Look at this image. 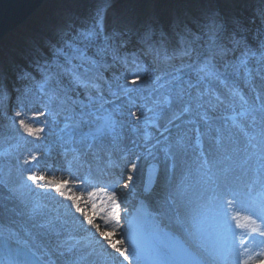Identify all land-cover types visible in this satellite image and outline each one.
<instances>
[{
	"label": "rangeland",
	"instance_id": "obj_1",
	"mask_svg": "<svg viewBox=\"0 0 264 264\" xmlns=\"http://www.w3.org/2000/svg\"><path fill=\"white\" fill-rule=\"evenodd\" d=\"M110 2L111 0H60L54 10V12H59L50 18L54 25L46 29L42 39L37 43L32 40L34 31L29 32L27 37H19L18 41H15L14 59L12 63L6 65L8 73L14 64H18L20 65L19 73H23L24 70L28 73L31 72L40 81L20 84L23 75L20 78L13 77L12 81L20 89L14 93L10 100L5 97V92H1L0 86V180L8 185V188L0 185V215L9 223L25 227L24 229L41 244L46 243L44 241L46 238L43 236L45 235L49 244L48 249L54 253L60 264H65V257L59 256L56 251L57 243L69 233L81 242L78 246L79 251L77 253L79 254L76 257L89 253L90 255H87L89 264H94L95 260L98 261L97 264H103L104 260L111 258V255L117 256L118 254L108 246L107 239L99 236L96 238L88 230L85 216L81 212H77L75 207V203H79L84 213L92 212V202L95 201L99 207L101 200H104L105 193L100 192L99 189L104 188L110 192L113 188L112 185L94 186L87 184L81 175L73 183L72 190L68 188V182L66 189H62L64 195H60L46 184L47 180L66 181L55 179V173H53L56 172L55 170L69 171V168L74 165L70 161L64 162L65 159L60 156L62 147L75 145L83 148L86 146L89 137L84 140H81V137H85L92 129V125H84L76 130L73 139L68 137L65 141L58 140L57 131L65 124V116L69 113L63 112L58 104L50 102L49 95L53 91L60 96L67 93L77 100L84 101V89L78 88L72 82L71 73L73 71L83 73L85 68H91L88 73L89 79L99 84L103 92V99L109 101L104 105L105 108L114 109L119 106L124 113L122 117H119L124 121V126H118L113 134L105 137L103 144H100L101 148L98 147V150L107 152L105 157L103 159L99 156L88 157L85 159L86 163L93 165L90 168L78 167V170H87L86 173L89 171L93 173L100 167L108 166L106 165L107 162L116 160L125 148L130 146L141 147L148 141V138L144 137L146 121L140 120L137 124L134 118L128 116L129 108H132L133 111L136 109L129 103V97L123 94L120 85L129 89H137L131 93V100L142 106L146 116L150 113L147 112V109L154 107L152 98L161 97L168 89L177 84L187 88L188 84L191 83L200 90H205L207 87L215 88L221 99L225 100V105L233 103L229 94L230 89L224 87L220 80L211 79L206 80V82H198L197 80L195 70L201 61L208 57L209 53L208 35L201 40L199 38L200 35L204 36L209 33L210 23L206 14L193 9L189 13L194 16L195 22L185 19L186 22L180 23L176 27L172 24V19L181 22L185 16L184 13H186L180 4H176L172 0H142L136 4V9L134 8L135 10L130 15H126L127 22L137 27L148 19L150 11L154 9L158 20L157 24L161 25L164 33H166L165 29L167 33H172L176 50L179 53L185 48L186 43L190 44L191 48L194 49L191 59L186 58L183 62L175 61L176 63L171 65L174 60L165 61L163 59L165 54L173 57L169 52L170 47L165 48L162 42L159 43L157 36L160 34L158 33L151 34L146 38L145 32L147 30H145L143 38L149 44L141 50L137 51L131 48L129 42L119 46L121 41L124 42L125 37L123 36L121 39L118 36L121 27L113 22L110 10L115 7V4H110ZM126 6L127 4L123 6V9ZM215 8L218 11L214 19L220 36L217 41L218 44L222 42L224 45L230 46V38H242L249 45L255 47L258 46L259 40L264 39V0H241L230 3L216 1ZM117 15L119 18L125 16L122 13ZM66 18L70 19V22L67 23ZM181 28H184L183 34L187 37L185 44L180 43L178 39ZM54 29L57 31L61 29L62 32L54 36ZM89 31L99 33L93 42L89 43L77 39L79 33ZM124 31L122 33H125ZM129 34L134 37L131 32ZM45 37L52 41L50 43H54L49 50L45 48L46 45L43 46L42 44ZM105 37L109 39L106 40ZM69 44L72 46L69 47ZM34 46H41L38 54ZM56 48H61L64 55L59 58L53 57L52 53ZM101 48H108V53L106 55L98 54ZM114 48H118L120 57L128 58L127 67L121 60L113 59L112 49ZM148 48L157 50L161 59L154 60L152 55H146L145 49ZM139 51L140 53H138ZM25 52L27 55H31L28 60L23 57ZM162 52L165 53L162 54ZM133 53L137 55H132ZM40 54H43L44 57ZM238 55L235 53L224 58L216 56L213 63L216 70L221 74V80L226 78L233 84L242 85L247 96L251 97L253 93L245 83L243 76L234 73L231 68L225 67L227 62L234 61ZM91 60L97 62L95 66L89 63ZM133 60L135 63L132 62ZM45 73H58L59 75L48 82L45 91H41L39 85L43 81ZM136 76H139L140 82L138 85H133L130 81ZM177 76L180 79L173 81V78ZM256 82L259 83L258 78ZM160 85H164V87H160ZM157 88L159 89L158 92L153 91ZM113 92L116 95H112ZM210 92L213 94L212 90ZM45 93L47 95H44ZM235 106L238 107V104ZM11 108L12 112H10ZM46 110H51L54 114L46 116ZM88 110L95 111L94 108ZM201 111L203 110L201 109ZM17 112H20L21 116L18 117ZM232 112L231 106L218 107L209 113L212 117L210 125L204 124L195 116H185L181 119L182 121L170 122L171 112H165L161 114L162 128L157 139L153 142L154 145H158L164 135V130L169 126L175 128L171 132V139L167 140L169 150L166 153L160 151V154L163 152V156L168 154L165 165H167L166 169L168 168L169 174L163 178V184L166 185V193L162 197V202L165 204L164 213L166 209L169 212H174L175 216L179 218L177 221L181 222L180 225L176 222L179 232L187 233L190 240L198 248L208 253L210 258L218 260L219 264H227L229 258L234 259V264L248 258V253L241 255L244 251L241 247L242 240H248L247 247L253 249L250 246L254 239V233L251 232V229L255 226L250 221L252 219L250 215L244 214V210L250 205L245 197L250 200L252 195L256 193L254 192L256 189L254 175L259 174L260 178L264 179V170L260 169V165L254 157L244 163L243 153L229 152L224 154L216 151L213 139L214 130L221 128L226 133L227 127L224 118ZM37 116L39 119H34ZM20 119H24L33 128H43L44 131L38 134L39 138L29 136L20 126ZM190 120L195 122L190 123ZM133 126H135V130H133ZM196 127H200L204 132L205 156L201 155L195 144ZM241 143L243 142L241 141ZM32 155L38 157L37 161L25 164L24 161L31 160ZM225 155L231 156V159H225ZM205 159L212 162L210 171L203 164ZM139 163V165L135 164L136 167L141 165V161ZM132 165L129 167V173L121 172L120 174L123 186H117L114 190L120 207L121 220L127 208L126 193L121 191L124 184L130 183L128 181L129 176L135 178ZM33 172L37 175H44L46 180L37 181L36 184H33L27 179ZM71 173L74 175L73 172ZM93 176L95 179L101 177L94 173ZM105 178L108 179V177ZM102 179L104 178L102 177ZM40 184L45 186L40 187ZM9 189L14 191L10 192ZM89 192H95L96 196L89 199ZM70 195L80 197V199L74 202L68 199ZM228 199L234 200L231 208L226 204ZM7 201L12 202L13 205L8 206ZM36 206H39V210L33 212V208ZM103 207L105 210L111 209V202L104 200ZM99 215L101 217L102 214ZM233 216L238 219L233 220ZM103 224L105 223L103 222ZM101 226L99 225V227ZM232 228L236 229L234 234L231 232ZM104 230L105 228L102 227L101 231ZM107 233L113 242L124 241L122 221L118 231L113 233L109 229ZM117 246L122 250L128 249L125 242L123 244L117 243ZM251 255L254 259L256 250L252 251Z\"/></svg>",
	"mask_w": 264,
	"mask_h": 264
},
{
	"label": "snow or ice",
	"instance_id": "obj_2",
	"mask_svg": "<svg viewBox=\"0 0 264 264\" xmlns=\"http://www.w3.org/2000/svg\"><path fill=\"white\" fill-rule=\"evenodd\" d=\"M98 36V32L89 31L79 33L77 39L91 43ZM105 39L107 40L109 38L105 37ZM219 39L220 36L217 25L213 20L209 24L208 57L201 61L195 70L198 82L216 79L220 80L221 83H224V80L220 79L221 74L216 70L213 60L216 56L224 58L227 57L229 53H238L239 55L236 56L234 61L227 62L225 67L231 68V70L238 75H242L245 83L251 88L253 95L251 97H246L238 88H231L229 90V94L233 103L231 105H225L224 99H221L219 95L212 94L207 89L200 90L196 85L191 83L188 84L187 88L177 84L175 87L168 89V91L162 94L161 97H153L152 102L154 107L148 108L147 112L153 113L154 116H159L165 112H171L170 122L180 120L185 116H195L198 117L204 124L210 125L212 119L209 115L210 112L215 111L220 106H231L233 108L232 114L224 118L226 121L227 132L225 133V131L221 128H216L214 130L215 136L213 139L216 145V151L224 154L229 152L243 153L245 157L244 163H247L254 157L259 163L260 169L264 170V39L259 40L258 46L255 47L249 45L242 38H230V47L224 45L222 42L218 44L217 41ZM122 45L123 41L120 42L119 46ZM68 46L71 47L72 45L69 44ZM193 51L194 49L191 48V46L185 47L179 53V56L180 58L187 57L191 59ZM107 53L108 48H101L98 51V54L100 55H106ZM112 54L114 60H121L124 66L127 67L128 58L120 57L118 54V48L112 49ZM145 54L152 55L154 60L161 59L160 53L152 48L145 49ZM52 55L55 58H59L64 55V53L61 48H56L53 50ZM172 58L174 57L168 56L167 54L163 57L165 61ZM132 62L135 63V60ZM89 63L95 66L97 62L95 60H91ZM137 67H139L138 64ZM90 71L91 68H85L83 73L78 71H73L71 73L72 82L78 88L84 89V101L77 100L67 93L60 96L55 91L49 95V101L61 106L63 112L69 113V115L65 116L64 129H62V131H68L69 139L74 138V133L77 129L84 125H92L91 131L87 133L85 137H81V140L90 137L93 141H99L100 144H103L105 137L113 134L118 126H124V121L119 119V117H122L124 113L119 106L114 109L105 108L104 105L109 103V101L103 99V92L99 84L94 83L91 79H89L88 73ZM56 75L59 74L45 73L44 79L39 85V89L41 91H45L48 82L54 79ZM257 78L259 79V83L256 82ZM179 79L180 78L177 76L173 78V81ZM130 82L133 85H138L140 82L139 76H136ZM119 87L123 91V94L129 97V103H131L136 109L133 111L132 108H129L128 116L134 118L137 124L142 119L145 120L146 123H150L151 121L145 115V112L142 110V106L131 100V93L137 91V89H129L124 85H120ZM160 87H164V85H160ZM193 90H195V92H193ZM153 91L158 92L159 89L157 88ZM93 93H95V95H93ZM111 94L116 95L115 92ZM206 97L208 98L205 99ZM236 104H238V107L235 106ZM93 108L95 111L88 110ZM201 109L203 111H201ZM77 110H79L78 114ZM16 115L19 117L21 116V113L17 112ZM34 119L38 120L39 117L37 116ZM189 122L194 123L195 121L190 120ZM19 124L24 128L25 132L29 136L36 138H39L38 134L44 131L43 128H33L29 126L24 119H20ZM133 130H135V126H133ZM197 131L199 132V129H197ZM241 141L243 143H241ZM88 147H91V145H88ZM37 159V156L32 155L31 160H25L24 163L28 164L32 161H37ZM225 159H231V156L225 155ZM203 164L209 171L211 170V161L205 159ZM132 170H136L135 164L132 165ZM27 179L32 181L33 184H36L37 181H45L46 177L44 175H37L33 172L27 177ZM132 179V176L128 177L129 182H131ZM67 183V181H46L47 186L60 193V195H64V191H62V189H66ZM0 185L8 188V185L3 180H0ZM39 186L44 187L45 185L40 184ZM128 187L129 184H124V188ZM9 191L12 192L14 190L9 189ZM99 191L105 193L104 200L111 202L112 207L109 210H105L103 207L104 200H101L99 207L95 201H93L91 205L92 211L95 214H102L101 218L104 220L105 224L111 221L112 230L115 231V226L119 224L120 211L119 204L117 203V195L115 192H108V190L104 188L99 189ZM233 195H235V193H233ZM93 196H96L95 192L88 193L89 199ZM68 199L75 202L78 201L80 197L70 195L68 196ZM226 204L229 208H231L234 204V200L228 199L226 200ZM75 207L77 212H81V214L85 216L88 225L96 227L97 231H99V226L95 225L94 220L84 213V211L80 208L79 203H75ZM38 210L39 206L33 208V212H37ZM259 211L264 213V201L261 202ZM232 219L236 220L238 218L233 216ZM251 223L255 224V221L253 220ZM238 226L240 225L238 224ZM251 232L264 237V231H261L258 227L252 228ZM57 235H60V233H57ZM101 236L108 240L109 247L119 253L124 260L129 261V264H132V261L129 259V255H126L128 249L124 248L122 250L117 246V243L123 244V241L113 242L107 232H101ZM128 239L131 241L132 237L129 236ZM80 243L81 242L76 240V238L70 233L57 243L56 251L59 256L65 257V264H80V261L86 260L87 255H90L84 254L80 255L78 258L76 257V254L79 251L78 246ZM251 243L255 244L259 248V251L256 252V257H258V259H253L251 252L254 251V249L247 247L249 241L242 240L241 247L244 251L241 255L248 253V258L239 261V264H264V240L256 241L253 239ZM186 264H202V261L197 257L189 256Z\"/></svg>",
	"mask_w": 264,
	"mask_h": 264
},
{
	"label": "bare ground",
	"instance_id": "obj_3",
	"mask_svg": "<svg viewBox=\"0 0 264 264\" xmlns=\"http://www.w3.org/2000/svg\"><path fill=\"white\" fill-rule=\"evenodd\" d=\"M162 9V8H161ZM151 16H154L155 18H157L156 14L154 13V9H152L149 13L148 19H151ZM156 20V19H155ZM145 21V20H144ZM26 23V22H25ZM22 26V25H21ZM142 34V32H140ZM168 37V36H167ZM129 42V46L131 48L136 47L139 43V41L135 38V37H127L125 38V43L128 44ZM8 65V64H6ZM20 65H14L13 69L18 70ZM6 66L5 64L2 62L0 64V69H5ZM4 74L6 73V70L2 71ZM10 72V71H9ZM237 85H232V87H235ZM11 93V92H9ZM12 108L10 109V112H12ZM161 115L159 116H153L152 119H160ZM183 118V117H182ZM181 118V119H182ZM180 119V121H182ZM178 121V120H177ZM172 130L174 131L175 128L174 127H170V130L167 131L166 134L163 135V139L161 140V143H159L157 146L151 148L150 150L145 151L142 155L141 158V165L139 167H137V171L135 172V178L132 179V181L129 183V187L128 190H126V195H127V200H128V204L130 207H132V204L135 203L137 200H146L149 202L150 207L153 209V211L155 212H159V211H164V206L162 205V200L161 198L165 195L166 193V185L163 184V178L165 177L166 174H169V170L168 168L166 169L167 165H165V159L166 157L163 156V152L160 154V151H164V150H168L167 148V143H164L165 140L167 139V135H169ZM138 135V134H137ZM172 137V134H170ZM173 140V139H172ZM72 156V155H71ZM157 156V157H156ZM156 157V158H155ZM152 160H156L158 162L161 163V174H160V179L159 182L157 184V186L155 187V189L148 195L144 194L142 191V185H143V180H144V175H145V168L146 166L152 161ZM60 166V164H58ZM55 179H59L60 181L62 180H66L67 182H69L68 184V188L70 190H72L73 187V183L77 181L78 176L76 175H72L70 171H66V170H55ZM59 172V173H58ZM126 172L129 173V168H126ZM232 176V175H231ZM260 175L256 174L253 176V179H255V181L257 182L255 187L258 188L257 189V194L258 196H254L253 197V201L257 204H254L253 201H251V199L249 200L248 197L246 198V201H249L250 205L247 207L246 210H244V214L250 215V218H252L255 221L254 226L257 227L261 230L264 231L260 226L264 227V213H261L260 211H257V207L259 209V206L261 204L262 201H264V181L262 178H260ZM118 183L120 184L119 186H123V182H122V178L120 179V177H118L117 179ZM259 183V184H258ZM116 184V185H117ZM115 185V186H116ZM115 188H113V190H111L110 192H114ZM247 190L249 191V188H247ZM124 188L121 192H124ZM225 192V190H224ZM125 193V192H124ZM7 205L11 206L13 205L12 202L7 201ZM246 207V205H245ZM130 211V210H129ZM160 215V214H159ZM87 216L91 217L94 220V224L99 226L102 225L101 227H99V231H97L96 227L92 226V225H88V223L86 222V226L88 227V230H90L94 236L97 238L102 237L101 236V232H107L109 229L115 233L116 231H118L120 223H121V215H120V211H119V224H117L115 226V231L112 230V222L107 223V224H103L104 220L100 217L99 214H95L93 211L92 212H88ZM129 216V214L126 213V217L125 219ZM160 219L162 220L164 226H166L169 229L172 230H178L177 227V223L172 219L171 216V212H169V210H165V214H161L160 215ZM250 221H253V220ZM170 220H172L173 224L170 223ZM105 223V222H104ZM125 223V221H124ZM260 224V225H259ZM104 227L105 230L101 231V228ZM25 228V227H24ZM23 227H21V225H16L14 223H9L8 221H6L4 218H2V216L0 215V235L2 234H6L10 237H12L15 241H19V242H25L26 244H28L29 246H31L32 248H34L35 250H37L39 253H41V255L49 260L52 264H60L58 262L57 257L54 255V253L48 249L49 244L46 241L47 237L45 235H43L46 239H44V241L46 242L45 244H41L33 235H31L26 229H24ZM87 230V229H86ZM231 232L234 234L236 232L235 228L231 229ZM186 235L188 236V234L186 233ZM254 240L256 241H261L264 240V237L259 236L258 234L254 233ZM188 240H190L189 236H188ZM192 242V240H190ZM124 242V241H123ZM24 243V244H25ZM192 245L194 246V248L199 251L203 256L208 258V254H206V252L204 250H201L200 248H198L196 246L195 243L192 242ZM251 247H253L254 250L259 251V248L255 245V244H251ZM79 253H77L76 255H78ZM89 254V253H88ZM83 255V254H82ZM119 255V256H118ZM126 255H129V259L132 261V264H135V261L133 260L132 256L130 255L129 252L126 253ZM80 256V255H79ZM254 259H258V257H254ZM226 260V259H225ZM229 262L227 264H234V259L229 258L228 259ZM210 261L214 264H217L218 262L215 259H210ZM227 261V260H226ZM82 262L81 264H89L88 259L86 258V260H82L80 261ZM94 264H97L98 261L96 262V260L94 261ZM103 264H129V261L124 260V258L118 253L117 256H113L111 255V258H109L108 260H104ZM239 264V263H238Z\"/></svg>",
	"mask_w": 264,
	"mask_h": 264
},
{
	"label": "trees",
	"instance_id": "obj_4",
	"mask_svg": "<svg viewBox=\"0 0 264 264\" xmlns=\"http://www.w3.org/2000/svg\"><path fill=\"white\" fill-rule=\"evenodd\" d=\"M60 0H47L43 7L33 15L31 19H29L26 23H24L21 27H19L16 31L10 33L1 43H0V64L10 62L11 57L14 55V50L16 49L15 41L19 37H27L29 32L34 31L35 33L32 35V38H36L37 40L41 39L40 35L46 32L47 28H50L54 25L52 20L50 19L53 14L59 12H54L57 4ZM66 1V0H64ZM142 0H111V4H115V7H112L110 12L112 17L116 16L120 13L131 14L130 12L135 10L136 4L141 2ZM176 2V4H180L186 13V18H193L189 14L193 9L202 10L209 17H213L216 12L215 8V0H172ZM220 3H230L234 1L241 0H217ZM126 8L123 9V6L126 5ZM129 6V8H128ZM67 19V18H66ZM155 20L154 16H151V19L148 20V24L150 28H154L152 26V21ZM113 22L119 24L120 27H127V21L125 19H113ZM176 24L177 21H176Z\"/></svg>",
	"mask_w": 264,
	"mask_h": 264
},
{
	"label": "water",
	"instance_id": "obj_5",
	"mask_svg": "<svg viewBox=\"0 0 264 264\" xmlns=\"http://www.w3.org/2000/svg\"><path fill=\"white\" fill-rule=\"evenodd\" d=\"M47 0H0V42L27 22ZM159 176V165L150 164L146 169L144 190L152 191Z\"/></svg>",
	"mask_w": 264,
	"mask_h": 264
}]
</instances>
